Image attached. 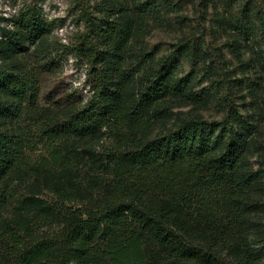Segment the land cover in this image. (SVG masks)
I'll list each match as a JSON object with an SVG mask.
<instances>
[{
  "label": "trees",
  "instance_id": "trees-1",
  "mask_svg": "<svg viewBox=\"0 0 264 264\" xmlns=\"http://www.w3.org/2000/svg\"><path fill=\"white\" fill-rule=\"evenodd\" d=\"M72 2L68 42L35 3L0 16V264H264V0H197L196 25L183 0ZM171 15L187 36L151 50ZM67 54L89 93L43 104Z\"/></svg>",
  "mask_w": 264,
  "mask_h": 264
},
{
  "label": "rangeland",
  "instance_id": "rangeland-1",
  "mask_svg": "<svg viewBox=\"0 0 264 264\" xmlns=\"http://www.w3.org/2000/svg\"><path fill=\"white\" fill-rule=\"evenodd\" d=\"M183 1L184 5L180 12L182 16H187V19L183 20V23L190 22V24L196 25L197 18L201 16L202 8L197 5V0H195L196 5L190 3L192 0ZM258 2L259 0H255L256 4H258ZM33 3L41 6L42 12L47 20H53L55 26L52 32L61 42H68L77 28L81 27V25H79V27L77 24L76 16L78 13L75 10L76 7L72 0H0V16L11 17L25 5ZM260 7L264 13V8L261 4ZM177 20L178 17L171 15L168 21L163 24L151 23L152 28L146 37L147 44L151 50L158 51L159 53H169L182 37L187 36L188 28L182 23H178ZM225 55L230 58L228 53H225ZM216 58L220 59V56ZM173 62H180V64H182L185 70L182 74L189 71L191 68L189 62L182 60L178 56L173 58ZM85 80L84 62L75 59L70 54L63 56L59 70L54 74H46L42 78V103L48 104L50 101L49 99L60 97L64 92L79 91L83 94H88V86ZM212 87V83L203 81L196 89L208 90ZM218 90L220 91V89ZM221 93L230 96L224 89ZM229 99L238 103L239 106L241 105V99H239L238 93L234 97L230 96ZM46 100L47 102H45ZM191 106L192 105L175 107L174 112L187 111L191 108L196 109ZM199 112L208 119H218L224 114L223 108L216 104L215 100H212L211 103L202 110L200 109ZM43 148L41 144H38L34 147V151L38 153L41 152Z\"/></svg>",
  "mask_w": 264,
  "mask_h": 264
}]
</instances>
